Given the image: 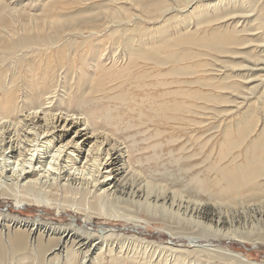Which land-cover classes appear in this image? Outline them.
<instances>
[{"label": "bare ground", "instance_id": "6f19581e", "mask_svg": "<svg viewBox=\"0 0 264 264\" xmlns=\"http://www.w3.org/2000/svg\"><path fill=\"white\" fill-rule=\"evenodd\" d=\"M0 1V83H6L0 87V197L13 199L16 206L35 204L82 211L87 223L91 216L97 215L138 225L142 221L138 216L140 211L147 216L159 213L164 218L162 229L169 233L167 237L186 240L191 249L184 251L199 259H211L212 264H264L244 260L240 254L221 246L230 247L233 242L264 245V96L259 112L248 109L234 121L230 118L220 136L207 137L208 153H216L217 157L203 169L198 165L201 155L198 150L203 151L207 143H201L204 134H201L203 123L199 112L208 106L192 103L202 101L205 105L223 106L229 103L224 91L238 92L240 84L232 82L229 74L223 75L226 68L231 70L233 66L223 68L219 64L227 57L230 63L238 64L235 61L239 57L249 56L247 47L251 46L246 35L253 44L258 38L264 40V0H242L240 3L250 16L258 10L251 19L253 28L249 26L251 29L245 31L242 30L244 25L236 29L232 23V28L229 22L228 26L224 23L231 7L220 12L215 6L214 13L209 14L208 9L213 4L203 3L204 0H93L91 4L88 2L92 0H47L37 15L31 14L29 0ZM192 4H197L196 8L184 13ZM168 15L172 16L166 17ZM177 21L182 22V27H176L179 30L172 35L169 27ZM191 25L193 30H190ZM250 32L256 33L257 39L254 40ZM107 49L112 50V59L108 60L123 63L119 69H112L113 65L107 68L108 60L104 59ZM255 50L253 47L252 51ZM117 52L121 56H116ZM87 60L99 75L93 78L84 74L75 78L77 65ZM10 68L11 74L2 76V72ZM186 76H191V80ZM146 79L150 84L140 89L139 82ZM128 80L135 81V91L144 94L140 102L135 95L131 96L134 106L131 112H136L139 104H144L143 100H152L148 101V110L154 112V117L151 114L152 119L147 118L151 123L189 130L190 139L182 138L183 144L177 146L182 160L195 161L185 168L179 167V172H184L186 177L183 185L177 186L161 175L157 178L147 175L145 184L140 186L131 180L132 176L128 178L130 173L136 175L131 166L132 148L129 150L119 142L114 129L112 133L106 132V127L118 129V123L113 121H118L119 115L113 116L110 104L108 109L98 110L96 106L104 100L126 105L127 92L122 90ZM110 81L116 83L107 85ZM195 85L204 86L208 92L196 91L198 88L192 90ZM170 96L182 97V100L167 101ZM214 108L215 115L218 110ZM139 114L142 119L144 113L139 111ZM212 126L210 124L209 128ZM163 134L157 130L149 146L153 149V161L159 159L167 144H179L180 137L172 142L159 140ZM174 149L170 151L173 153ZM172 153L168 154L175 157ZM158 202L162 206L160 210ZM250 207H255L257 219L254 213L246 212ZM6 218L7 221L11 219L8 214ZM17 219H11L16 225L12 232L7 226L5 238L0 230V264H8L12 259L21 264L25 261L49 264L50 258L54 264H60L63 250L69 254L68 263L85 264L93 248H106V245L97 247L91 243L80 258L74 246L79 245L81 236L60 230L66 228L63 226H38L29 224V220ZM171 219L176 220L178 229L171 226L174 224ZM193 224L195 232L190 231ZM29 225L32 230L27 233L25 229ZM73 229L79 234L89 233L80 230L81 227ZM251 236L255 239L251 240ZM138 240L141 242H135L136 248L145 241ZM69 242H73L70 247ZM170 247L166 248L168 252L175 250ZM116 249L113 243L109 253L113 254ZM151 258L157 259L156 264H167L165 249L152 254ZM214 258L220 260L215 262ZM110 261L122 264L116 258ZM140 263L143 262L140 260Z\"/></svg>", "mask_w": 264, "mask_h": 264}, {"label": "rangeland", "instance_id": "374dc122", "mask_svg": "<svg viewBox=\"0 0 264 264\" xmlns=\"http://www.w3.org/2000/svg\"><path fill=\"white\" fill-rule=\"evenodd\" d=\"M44 1H47V0H29L30 6H31V10H32L31 14L37 15L40 12L42 3ZM94 1L95 2H99V1H102V0H94ZM94 1L92 0L91 2H88V3L91 4ZM1 2L2 1H0V4H1ZM106 2H107V0H106ZM208 2H211V4H213V5H211L212 7H210L211 9L210 8L208 9L209 14H213L214 13L213 9L215 8V6H218L216 10H218L220 12H225L226 8H228V7L230 8L231 7L230 14L228 13V18H226L223 21H224V23L226 25L229 22L231 28H232V25L236 26V29H242V26L244 25L243 26L244 29H242L243 31H245L246 28H249V26H250V24L252 22L251 19H253L254 15L258 11L257 10L255 12V14H252L253 16L252 15L250 16L251 13H248L247 10L244 9L243 5H240L242 0H240V1L239 0H208V1L204 0L203 3H208ZM65 5H66V1L64 3V6ZM196 5L197 4L190 5V7L187 8V10H184V13L187 14L188 12H190V10H194L196 8ZM30 6H29V8H30ZM64 6H63V8H64ZM256 6L258 7V9L260 8L259 4H257ZM234 7H235V9H234ZM236 7H237V9H236ZM241 7H243V8H241ZM244 10H246V11H244ZM63 11L69 12V11H67V9H63ZM25 13H27V12L25 11ZM245 13H247L246 16L249 15V16H247V18L245 16ZM234 14H236L237 16L236 15L234 16ZM238 14L241 15L242 17L238 16ZM169 16H172V15H168L166 17H169ZM231 23H232V25H231ZM148 26H153V25H148ZM176 27H182V22L177 21V22L172 23L171 26L169 27V33L174 35V33H176V31L179 30V29H175ZM192 27H193V25H191V29L190 30L194 29ZM251 28H253V27H251ZM251 28H249V29H251ZM251 35L254 37V40L257 39V34L256 33H251ZM245 37L247 39V43L250 44V46H251V47H247L248 52H249V56L246 57L245 59H243L244 56H242V58L239 57L235 61L236 63L239 62L238 64H235V63L232 64V63H230L231 61H227V60H230L229 57L226 58V61L223 62V64L222 63L219 64V66H221V67L223 66V68H224V66H229V65L233 66V67H231V70L229 68H226L225 71H223V72H225V74L223 73V75L225 76L226 74H229V76L231 77L230 79H231L232 82L240 84V89L238 90V92L236 91V92L232 93L231 91H224L223 92L224 95L226 94L225 96H227V97L229 96L228 97L229 98V103L226 104V105L224 104L223 106L214 105V104L205 105L202 101H199V103L192 102L194 105H197V106H201L200 104H202L205 107L206 106L209 107V108L208 107L204 108L205 110L200 109V111L201 110L202 111L199 112L200 119H201V121L203 123V127H202L203 129L201 130V134L202 133L204 134L203 138L201 139V143H204V142L207 143L206 148L208 146H210L209 143L207 142L209 136H220L221 133H222V128L228 126L227 122H228V120H230V118L234 121L237 117H240V115L242 113L248 111V109L249 110H253L254 113L255 112L257 113V111L259 112L258 108H260V101H261L262 97L264 96V54H263L264 53V51H263L264 50V40L262 41L261 38H258L257 43L253 44L252 40L249 37V35H246ZM261 43H262V45H261ZM256 46H258V47H256ZM253 47L256 49L255 51H252ZM107 50L108 51H106L104 59L105 60L112 59L111 58V53H110L112 50L111 49H107ZM116 56H118V57L121 56L120 52H117ZM260 57H262V58H260ZM125 59H126V56H124L123 61H125ZM89 63L90 62L87 60L86 63H81V64L77 65V67H81L82 69L79 70L76 67V69L74 71V74H73L75 76V78L77 77V79H78L79 76H83L84 74H86V75H88L90 77H93V78H96L99 75V73H96L94 71V69L90 67L91 65ZM122 64L123 63L121 61H119V60H115L114 62L111 61V60H108V64L106 66H107V68H109L110 65H113L114 67L112 69L116 70V69H119V67L122 66ZM239 66H242L243 68L239 67ZM142 69H144V68H142ZM22 70H23V72L25 71L24 68ZM11 71H12V68H10L9 71L8 70L3 71L2 72V76L4 75V77H8L9 73L11 74ZM133 74H135V73H133ZM185 78L191 80L192 77L191 76H186ZM146 80H141L139 82V86L141 87L140 89H142V86L144 84H150L149 80H147V81ZM23 81L24 80L22 79V82ZM35 82L38 83L39 80H35ZM113 82L116 83V81H110V82H108L107 85L114 84ZM127 83H128V85H126L124 87V89L122 90L123 93L127 92L126 93V99H127L126 105H121V104H117V103H107V101L104 100L102 102V104L99 103L96 106H98L97 108L99 110V109H103V108L104 109L105 108L108 109L112 105L113 107L112 106L111 107L113 108V113H112L113 116L116 117L117 115H119V117H117L118 121H113V122H117L118 123V125H119L118 129L116 130L115 128L106 127V132L112 133L113 129H114L117 132L119 142L123 143L124 146H127L128 149L132 148L131 150L129 149L131 154H132L131 156H132V160H133L132 161L133 164H131V166H132V169L134 170V173H136L137 177H136V175L134 173L133 174H134L135 177L132 175V173H130V176L128 175L129 176L128 178H130L132 176L131 177L132 179L131 178L130 179L134 183L137 182L136 184H138L140 186V184H142V185L145 184L144 178H146L147 175H148V177H153L154 176L156 178L160 177V175H161V176H165L171 183H173V182H174V184L177 183L176 184L177 186L183 185V183L185 182L186 177L184 176V172H181V171L179 172V167L183 166L185 168V166L187 167L188 164H192L195 161L192 162L190 160H187V161L186 160H182V158L179 157L181 152H180V150H178L179 147H177V146L180 145V144H183V141H181L182 138L184 140H189L190 139L191 134H189L190 133L189 130H187L186 128L177 129V128H172V127H169V126L165 127L162 124H160V126H159V123H157L156 121L155 122L157 123V125H156V123H151L147 118L148 117L150 118V115L152 113H154V112H151V111L148 110V108H149V102L148 101H152V100H146V101L143 100L144 104L143 105L139 104V106L136 109V112L135 111H134V113L131 112V110L134 108V106L130 102L131 101L130 100L131 96L135 95L137 97L136 99H137V102H138L140 99H142V97H144V94L135 91L137 89V88H135V86H136L135 81L128 80ZM5 84L6 83H0V87H4ZM174 88L175 87H172V89H174ZM0 89H1L0 90V96H2V94H1L2 88H0ZM127 89H129L128 91H130V92H128ZM195 89H197L196 91L201 90V93H203L205 91L204 92L205 94L208 92V91H206V88L204 86H200V85H198V87L195 85V87L192 88V90H195ZM213 93H215V92H213ZM155 96H157V94ZM0 99H1V97H0ZM172 100H182V97L170 96L169 99L167 97V101H172ZM187 100H193V99L187 98ZM140 101H142V100H140ZM128 102H130V103H128ZM158 102H160V101H158ZM109 104H110V106H109ZM212 107L213 108L215 107L214 109L218 110V112H219V113L218 112L215 113L216 118H214L215 115L213 114L214 110H212ZM222 109H223V111H222ZM139 111L144 113L142 119L140 117ZM221 111H222V113H221ZM205 113H206V115H205ZM208 114L209 115L213 114L214 117L212 115L209 116ZM203 116H207V117H203ZM152 117H154L153 114H152ZM152 117L150 119H152ZM217 117H219V118H217ZM206 122H208V123H206ZM210 124H211V126L213 125L211 128H209ZM214 125H216L219 130ZM130 126H132V127H130ZM260 126L261 125L259 123L258 129L260 128ZM137 127H139V128L141 127V128L138 129ZM204 129H206V130H204ZM157 130H160L161 132L162 131L164 132V134L160 138H158L161 141L162 140H166V141L168 140V141L172 142L174 138L177 139L179 137H180V141H179V144L177 142L176 144H174V146H173V144L172 145H168L167 144L166 146H164L163 147V151L160 152L161 154L159 153L161 155V156H159V159L158 160L154 159V160L157 161L156 162V161L152 160L153 156H154V154L152 152L153 149H149L150 148L149 146L151 145L152 141L155 140L154 137L156 136V131ZM184 134H186V135H184ZM213 134H215V135H213ZM132 137H134V138L132 139ZM199 137H200V134H199ZM143 140H145V141L143 142ZM148 140H150V142ZM166 141H165V143H166ZM125 142H126V145H125ZM210 143H212V141ZM140 144L142 146H140ZM139 147L142 148V149H140ZM145 147H146V149H145ZM133 148H134V150H133ZM171 148H175L173 153L170 151ZM188 148H190V147H188ZM206 148H204L203 151H202V149H200L201 151L198 150V152L201 153V155H199V157H200L199 158V163L200 164H198L199 168H201V169H203L204 167H206L207 165H209L211 163H214L215 160H216L215 157H217L216 153H213V154L208 153L209 150H210V147L207 148L208 150ZM147 150L149 151L148 153H147ZM168 151L170 153L174 154L175 157H172L170 154H168L169 153ZM205 151H206V153H205ZM138 153H140V154L144 153V154L140 155ZM202 153H203V155H202ZM187 154H189V153H186V155ZM140 156H142V157H140ZM205 156L206 157L208 156V157L205 158ZM139 158H140V162H139ZM141 158H142V160H141ZM147 159H149V160L147 161ZM176 159H178L179 161L176 160ZM207 159L208 160L210 159L211 161L210 160L208 161ZM205 160H207V161L204 164H201ZM136 161H138V162H136ZM149 161H151V162H149ZM184 161H185V163H184ZM145 165H147V166H145ZM152 166H153V168H152ZM158 166L159 167L161 166L160 167L161 169L158 168ZM170 166H171V168H170ZM164 167H166V168L163 169ZM150 168H152L153 171ZM154 171H156V172H154ZM138 172H140L141 174L140 173L138 174ZM156 174H158V175H156ZM138 175L141 176V178ZM138 178H140L141 180L138 179ZM142 178H143V180H142ZM163 185L165 186L164 183H163ZM173 189L175 190L176 188H173ZM176 200L178 201L179 199H176ZM158 203H159L158 204L159 205L158 209L160 210V209H162V206H161L160 202H158ZM64 205L68 206L69 204H64ZM51 208L52 207H50V208L40 207V206L35 205V204L16 206L15 201L13 199L8 198V197H0V214H3V216L0 215V230L3 232V237L5 238L6 237V233H8L7 226H9L10 232H12L14 230L13 228L15 227L16 224H13L11 219L14 220L17 217L18 218L17 220H19V221H28V220L30 221L31 220V222L28 221L29 224L35 223L38 226H45V225H47V226H49V225H51V226H63V227H66V228H59V229L60 230H66L67 232L71 231L72 234H75V236H77V235L81 236V239L84 242H82V240H81L79 245L74 246V250H75L76 254L78 255V257H80V258L83 256L85 251H87L90 248V244L91 243L94 244L93 246H97V247L100 246L101 244L102 245H106V248L103 247V250H95L92 247L93 250L91 251V253L88 254L89 260L85 264H101V263L102 264H110L112 262L110 260L113 259V258H116V260H119L122 264H123V262H124V264H132V263L133 264H143V263L156 264L157 263V259L156 258L152 259L151 255L155 254V253L157 254V252L159 250H161V249H165V251H166L167 264H173L172 261H174V260H175V263L177 262L176 264H181V263H183V264H194V261H196V264H197V261H199L198 264H212V262H213L211 259H209V260L207 258L199 259V258H197V256L195 254H194L195 255L194 256L193 253H190V252H187V251L185 252L184 251L185 249H191L190 245L187 244L188 242L186 240L185 241L184 240H180L179 241V240H177V238L170 240L169 237H167V234L169 235L167 230L162 229L164 227L163 225H164L165 221L163 220L164 219L163 217H162L163 219L161 218V215L159 213L147 216L146 212H144L143 210L140 211V214L138 216H139V218L142 219V221L140 220L138 225H134V224H131L130 222H126L124 220H119V219H115V218L108 217L109 218L108 219L107 216H105V217L104 216H99L98 217L97 215L91 216L90 223H87V221H85L84 213L82 211L70 210V209H66V210L59 209L58 210V209H55V208H52V209ZM254 208L255 207H250L248 211H246V210L245 211L246 212L250 211L251 213H254L255 218L257 219V214L254 212ZM5 214L6 215L8 214V216L11 217V219H9V221H7V218H6ZM167 221H169V220L167 219ZM170 222L174 223V224H171V226L174 227V229H178V226H177L178 223H176V220L171 219ZM165 224L167 225V223H165ZM194 225L195 224H193V226ZM30 226H32V225H29L28 229H25L27 233H28L29 230H32V228ZM73 227H76L78 229H80V227H81L80 230L83 229V231H87L89 233L79 234V233H77V231L75 229H73ZM255 230H256V228H255ZM1 231H0V234H1ZM190 231L191 232H195L196 231L195 226ZM244 233L246 234V232H244ZM111 234H112V236H111ZM113 235H115V236H113ZM138 239H144L145 240L144 241L145 243L142 242L143 245H148V244H146L148 242L151 243L152 245H148L147 247L146 246L143 247V245H142V246H139L140 248L139 247L136 248L137 246H136L135 242L140 241ZM250 239L254 240L255 238H254V236H251ZM32 242L34 243V237L31 239V243ZM112 242L115 243V248H118V249L115 250L116 252H114L113 254L109 253V251L111 250L112 244H113ZM72 243L69 242L68 246L70 247L72 245ZM233 243L234 244H231L230 247H225V244L224 245L221 244V246L222 247L224 246L223 248H228L231 251L240 254L241 256H243L244 260L248 259L249 262H252V263H254V262L264 263V245L260 244L259 242H256V243L243 242L244 244H242V245L238 244L236 242H233ZM170 245H171V247L173 249L175 248V250L168 252L166 250V248L170 247ZM173 245H174V247H173ZM129 246H130L131 249H129ZM134 246H136V247H134ZM162 246H164V247H162ZM179 251H180V253H179ZM148 252H149V254H148ZM174 252H175V254H174ZM115 253L120 254V256L118 257V255H116ZM170 253H171L172 257L170 255ZM176 253H179V254L176 255ZM101 254H102V256L100 257ZM141 254H142V256H141ZM132 255H133V257H131ZM182 255H183V257H182ZM31 256L33 257V255H31ZM48 256H49V258L51 257L50 254H48ZM68 256H69V254H66V250H63V252L61 254V259H60L61 263L60 264H63V263L64 264H71V263L67 262L68 261ZM123 257L124 258L127 257V258L124 259ZM134 258H136V259H134ZM140 260L143 263H140ZM147 260H148V262H147ZM213 260L216 262V261H218L220 259L214 258ZM187 261H188V263H187ZM30 263H31L30 261H25L24 264H30ZM48 263L49 264H54L55 261L52 260V258H50L48 260ZM8 264H21V263H19L16 260L12 259V260H10V262ZM75 264H79V263H75ZM159 264H163V263H159Z\"/></svg>", "mask_w": 264, "mask_h": 264}]
</instances>
